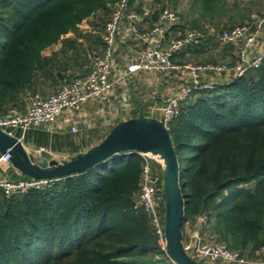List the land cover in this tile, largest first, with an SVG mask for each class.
<instances>
[{"label":"trees","instance_id":"obj_1","mask_svg":"<svg viewBox=\"0 0 264 264\" xmlns=\"http://www.w3.org/2000/svg\"><path fill=\"white\" fill-rule=\"evenodd\" d=\"M118 1L0 0V114L24 110L29 97L46 96L64 82L84 78L104 49V26ZM144 1L127 0L128 9L142 17L140 32L151 28L163 9H171L163 3L145 13ZM190 2L195 16L185 26L178 15L167 39L188 29L203 36L174 53L172 60L236 66L240 43L218 39L236 24L213 22L227 0ZM84 21L90 29L81 27ZM253 21L248 17L237 25L252 27ZM97 22L102 27L96 30ZM58 43V49L43 54ZM207 53L213 55L201 59ZM226 56L229 61H224ZM217 76L211 81L205 76L201 82L206 86L192 89L168 122L181 177L182 241L190 224L204 240L225 243L259 263L264 260V58L240 75ZM158 103L163 104L160 99ZM134 111L126 119L138 117ZM118 122L92 145L83 135L77 140L76 133L61 135L43 126L12 134L36 149H68L76 155L80 146L88 150L100 143ZM146 159L164 232L163 169L155 159ZM144 163L137 152L121 153L38 189L5 195L0 187V264H175L160 244L150 214L137 203ZM26 178L13 172L8 180ZM198 215L207 220L196 224Z\"/></svg>","mask_w":264,"mask_h":264},{"label":"built area","instance_id":"obj_2","mask_svg":"<svg viewBox=\"0 0 264 264\" xmlns=\"http://www.w3.org/2000/svg\"><path fill=\"white\" fill-rule=\"evenodd\" d=\"M146 13V12H145ZM127 21V36L136 45L142 46L137 61L129 64L125 72H121L116 79H111L114 70V53L117 38L120 35V25L123 20ZM142 17L128 9L127 0H119L106 22L102 35L104 49L96 57L93 68L84 78H76L64 82L58 88L46 96L35 95L29 97L24 110L12 108L4 114H0V128L12 134L15 129L22 132L33 126L50 127L65 110H71L91 101H108L114 84L124 80L127 74L132 72L166 73L185 72L187 79L181 85L180 90L170 95L162 108L161 121L165 128L168 122L177 114L180 102L192 91L205 87L202 79L205 76L233 74L240 75L248 68L257 66L264 58V14L253 16V24L236 25L229 30H223L218 35L222 43L239 44V63L234 67L223 64H179L172 60V55L189 43L196 42L202 38V32L197 29H188L181 37L168 40L170 28L179 21L178 14L169 8L163 9L158 15L157 21L149 29L139 31L137 23ZM206 77V78H207ZM206 80V79H205ZM76 132L75 126L71 127ZM13 135V134H12ZM21 139V138H20ZM145 159L142 170L140 192L137 203L150 214L151 222L159 234V242L164 247V232L157 215V203L154 198L155 178L150 172L149 163L146 158H152L145 153L137 152ZM9 164V154H0V164ZM160 163V162H159ZM51 179L26 178L17 181L0 180V187L5 195L23 193L30 189H38L46 185ZM206 215H198L196 224L205 222ZM184 251L191 258L204 263L224 264H249L258 263L251 258L241 254L239 250L229 249L225 243L207 241L201 238L197 229L188 233L182 241ZM264 263V260L259 262Z\"/></svg>","mask_w":264,"mask_h":264},{"label":"water","instance_id":"obj_3","mask_svg":"<svg viewBox=\"0 0 264 264\" xmlns=\"http://www.w3.org/2000/svg\"><path fill=\"white\" fill-rule=\"evenodd\" d=\"M141 152L159 158L163 169L164 247L175 264H208L197 261L182 246L184 203L179 186L176 156L167 129L160 119L138 117L121 120L94 147L58 161L45 148L37 158L30 154L22 140L0 128V154H9V163L21 175L35 179H57L82 172L121 153ZM151 156V157H152ZM264 264V263H249Z\"/></svg>","mask_w":264,"mask_h":264},{"label":"crops","instance_id":"obj_4","mask_svg":"<svg viewBox=\"0 0 264 264\" xmlns=\"http://www.w3.org/2000/svg\"><path fill=\"white\" fill-rule=\"evenodd\" d=\"M81 27L90 29L89 24H81ZM117 39V45L114 53V70L111 74V79L118 78L121 72L126 71L127 66L129 64L137 61L138 55L142 48L141 46L132 43L130 37L127 36V22H123L120 25V35ZM59 47V43L50 46L43 51V54L48 55ZM125 48H127V52L129 51L128 53L123 52ZM134 52L136 54H133ZM127 61H129L128 64ZM154 74L155 73H147L140 71L129 73L127 74V77L124 80L118 81L114 84L108 101L91 100L78 106L77 108L65 110L50 127H48L47 129L44 127V129L52 132H57L58 134L62 135L65 133L72 132L71 127L75 126L76 132L72 133H76L75 135H82L80 131L83 128L86 132L85 134H83V137L86 139L88 138V140H90L86 143H88V145H92L93 142L95 143L97 142V140L103 137L112 125H114L119 120H125L129 115L132 114L134 110L137 116H139L140 114H142L143 116V112H147L148 115L145 116L146 118L161 119L162 108L166 100L160 108V115H156L155 113L158 109L157 106H161V104L157 103V100L155 98L151 100L149 95L148 97H146L144 95L145 93L143 92H133L134 90H132L130 87V85L134 83V80L139 78L143 79L146 76H154ZM130 95L133 96V98L137 101L138 104L133 103L132 97ZM23 144L24 146H30L34 148L33 150L35 152L37 151V149L32 145L26 144L24 142ZM86 147L87 145L80 146L79 152H85ZM41 148L44 147H39L38 149ZM46 150L51 153V156L57 158L59 161L68 160L72 156H74V154L71 153L68 149H64L63 151L59 152L52 151L50 149ZM33 155L35 156V158H37L36 154ZM13 172L16 174H20L15 168L10 165V163L0 164V180H8L10 174ZM192 230L193 228L192 226H190V224L186 225L185 232L187 233V235ZM200 236L202 239H205L203 235Z\"/></svg>","mask_w":264,"mask_h":264},{"label":"rangeland","instance_id":"obj_5","mask_svg":"<svg viewBox=\"0 0 264 264\" xmlns=\"http://www.w3.org/2000/svg\"><path fill=\"white\" fill-rule=\"evenodd\" d=\"M191 0H177L175 3H171L170 0H161L158 3H153L152 0H145L144 1V7H145V12L148 13V11H151L153 8L156 6H160L164 3L165 6H169L172 10H174L178 15L181 16V22L185 24V26L188 25L190 19H192L195 16V7L191 5ZM148 10V11H147ZM264 14V0H227V7L223 12L218 13L213 17V22L215 23L217 20H220V26L222 24H238L240 21L242 22L243 20H246L253 16L261 15ZM89 21H84L82 22V25L88 24ZM97 29L101 28L100 22H97ZM148 24V21H147ZM210 23H206L204 26L205 27H210ZM146 25V22H145ZM234 25V26H236ZM220 47V46H219ZM127 48L124 49L123 52L126 51ZM218 50L220 48L217 47ZM129 52V51H128ZM127 52V53H128ZM126 53V54H127ZM133 54H136L135 52ZM211 53H207L201 56V59L206 58L210 55ZM213 55V53L211 54ZM229 57L224 58V61H229ZM129 61H127L128 64ZM195 61H187L184 63H194ZM207 77L208 81L215 80L217 77ZM187 79V75L185 72L179 73L175 72L174 74L171 72L169 73H161L157 74L154 76H146L143 79L139 78L134 80V83L130 85L131 89L134 90L133 92H143L145 93L144 95L148 97L150 96L151 100L155 98L156 100L159 101L161 100L162 103L165 102V100L172 95L173 93H176L178 90H180L181 85L185 84V80ZM143 95V94H142ZM143 95V96H144ZM133 99V96L130 95ZM158 96V97H157ZM157 101V103H158ZM160 106V105H159ZM157 106L156 110V115H160V108L162 105L159 107ZM83 134H85V130L82 128L80 131ZM82 135L77 134V140H80V137ZM83 137V136H82ZM84 138V137H83ZM85 139V138H84ZM88 139V138H87ZM90 140H87L89 142ZM94 143V142H93ZM26 150L30 153L38 154V150L35 152L30 146H25ZM32 149V150H31ZM152 156V155H151ZM153 159L156 161H159V158L156 156H152ZM57 159V158H56ZM58 160V159H57ZM59 161V160H58ZM254 183V182H252ZM229 191V190H228Z\"/></svg>","mask_w":264,"mask_h":264},{"label":"bare ground","instance_id":"obj_6","mask_svg":"<svg viewBox=\"0 0 264 264\" xmlns=\"http://www.w3.org/2000/svg\"><path fill=\"white\" fill-rule=\"evenodd\" d=\"M159 161H161V160L159 159Z\"/></svg>","mask_w":264,"mask_h":264}]
</instances>
